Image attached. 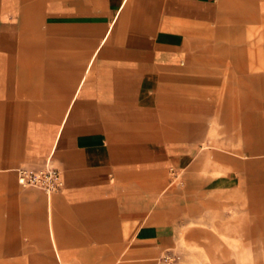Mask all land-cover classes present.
Instances as JSON below:
<instances>
[{"label":"crops","instance_id":"crops-1","mask_svg":"<svg viewBox=\"0 0 264 264\" xmlns=\"http://www.w3.org/2000/svg\"><path fill=\"white\" fill-rule=\"evenodd\" d=\"M229 194L264 201V0H0V264H157Z\"/></svg>","mask_w":264,"mask_h":264},{"label":"rangeland","instance_id":"rangeland-1","mask_svg":"<svg viewBox=\"0 0 264 264\" xmlns=\"http://www.w3.org/2000/svg\"><path fill=\"white\" fill-rule=\"evenodd\" d=\"M217 140L212 137L207 144L219 150ZM249 197L229 194L209 203L204 221L181 231L173 248L175 264H264V201L256 202L260 207L253 211ZM254 216H259V233L252 234Z\"/></svg>","mask_w":264,"mask_h":264},{"label":"built area","instance_id":"built-area-1","mask_svg":"<svg viewBox=\"0 0 264 264\" xmlns=\"http://www.w3.org/2000/svg\"><path fill=\"white\" fill-rule=\"evenodd\" d=\"M18 184L24 188H36L46 194L56 192L62 187L60 171L49 161L35 168L20 166L14 170ZM173 251H164L157 259V264H175Z\"/></svg>","mask_w":264,"mask_h":264}]
</instances>
